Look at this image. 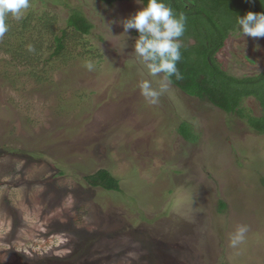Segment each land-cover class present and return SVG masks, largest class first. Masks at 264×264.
<instances>
[{"label": "rangeland", "instance_id": "obj_1", "mask_svg": "<svg viewBox=\"0 0 264 264\" xmlns=\"http://www.w3.org/2000/svg\"><path fill=\"white\" fill-rule=\"evenodd\" d=\"M242 1L239 17L245 8L260 13V0ZM188 5L198 12L184 13L185 30L198 42L187 52L200 57L196 70L210 74L208 30L228 17L237 25L238 16L226 0ZM142 7L140 0H30L21 19L7 18L0 264H246L253 256L264 264V37H242L237 25L216 54L231 74L254 73L225 81L238 91L242 114L171 83L153 105L139 86L150 80L159 90L164 75L149 74L134 51L137 30L123 33L121 23ZM74 9L94 24L91 33H71ZM64 29V48L54 54ZM102 167L121 180V191L88 184ZM241 225L245 240L230 247Z\"/></svg>", "mask_w": 264, "mask_h": 264}, {"label": "clouds", "instance_id": "obj_2", "mask_svg": "<svg viewBox=\"0 0 264 264\" xmlns=\"http://www.w3.org/2000/svg\"><path fill=\"white\" fill-rule=\"evenodd\" d=\"M29 7L30 0H0V37L8 31L6 20L9 15L19 20ZM121 23L123 33L128 34L131 29L138 31L139 36L135 40L134 51L144 62L149 74L153 77L164 74L166 83L159 90L153 88L150 80L142 81L139 86L141 95L149 104L154 105L173 76L177 80L183 78L177 68V62L181 60L180 38L185 32L186 16L183 12L175 14L164 0H147L145 7L125 18ZM237 25L242 37H264V13L249 11L243 17L238 16ZM236 27L228 33V42L231 41L229 35L236 30ZM85 67L88 71L94 70L92 62H87ZM247 231V226H239L230 237V247L235 248L241 244L245 240Z\"/></svg>", "mask_w": 264, "mask_h": 264}, {"label": "trees", "instance_id": "obj_3", "mask_svg": "<svg viewBox=\"0 0 264 264\" xmlns=\"http://www.w3.org/2000/svg\"><path fill=\"white\" fill-rule=\"evenodd\" d=\"M101 1L106 4L111 5L115 3L116 1H128V0H101ZM141 1L144 4V6L147 5V0H141ZM176 1L179 2L180 5H177L176 7L174 6L175 8L174 13L183 12V13L195 14L198 12L197 10L195 11L194 8L191 9L189 5L188 7L186 6V4H188L190 0H164V2L168 6L175 5ZM251 1L252 0H246V1L244 0L242 2H244L245 4H249ZM226 2L231 7L229 15L232 14V15L238 16L239 10L237 11L235 9L236 8L235 4L237 0H226ZM261 4H264V0H260V3L257 4V7H259L260 9V13H261V9H264V7H262ZM182 5L185 7H182ZM243 10L245 11V14L249 12V9L247 8ZM46 18L47 19L49 18L52 21L51 17H47L45 15V18H44V16H42V19L46 20ZM68 19H69L68 25L69 27H73V29H71L73 30L71 33H73L74 35H78V33L89 34L94 28V24L90 22L88 18L83 13L80 12V10L74 9L71 15L68 17ZM43 22L47 23L48 20L47 22L46 21H43ZM231 23H232L231 19L230 17H228L227 23L222 22V26H219V25L216 26L214 24L208 30L209 33H213V34L209 35V33H207V38L210 39V41L203 42L205 43L204 46L206 48V54H205L207 57L206 65L208 64L210 68H214V71L210 72V74L209 73L207 74L206 69L203 71V70H196L194 68V66L196 67L195 63L199 62L198 59H200V57L197 55H192L190 52H187L195 44H192V45L187 44V40H188L187 35H192V32H188L187 30H185L184 35L180 38L181 43H182L181 60L177 62V68L180 70L183 78L180 80H177L175 76H173L171 78L170 83L182 89L186 94L207 100L212 106L217 107L225 112H230V113L238 112L239 114H242L241 109H239L240 99H238V91L235 89L233 85L231 84L226 85L225 81H230V82L235 81L237 83L236 79L241 80L247 76L239 77V76H235L234 74H231L228 71L227 66L221 65L220 62L216 60L217 58L216 54L218 50L219 51L222 50L223 47L226 45L225 38L228 36V32L234 29L236 26V25H233V24H236L235 20L233 21V24ZM220 27L224 28L223 29L224 33L221 31ZM220 32L223 34V37L222 36L219 37L218 38L219 41H217L216 36H218ZM65 34H66V30L64 29L62 36L55 37L57 48L54 51V54L60 53L62 49L64 48L63 37L65 36ZM195 34L193 35L196 36L197 34L196 35ZM193 59H196L195 62L193 61ZM217 59H223V58L219 56ZM219 67H221L222 69H220ZM262 74H264V72H262L260 75ZM220 75H223V82H225L223 83V85L226 87L220 85V82H219ZM260 75L258 74L257 76H260ZM248 95H251V94H248ZM182 122L184 124L186 123L188 127L191 123L188 120H183ZM179 128L181 127L179 126ZM184 132H187L184 134L187 139L193 137L192 134L189 133V130H184ZM85 178L88 184H90L93 187H102L108 191H121V180L117 176H115L111 170H109L106 167L97 169L95 172L87 175ZM1 184L2 182H0V185ZM221 206H224V204ZM247 253L248 252H246L245 254ZM249 257L250 256L244 257V261L249 259ZM256 257L258 256L250 257V260L246 264H255V262L257 263Z\"/></svg>", "mask_w": 264, "mask_h": 264}, {"label": "crops", "instance_id": "obj_4", "mask_svg": "<svg viewBox=\"0 0 264 264\" xmlns=\"http://www.w3.org/2000/svg\"><path fill=\"white\" fill-rule=\"evenodd\" d=\"M141 1V0H140ZM141 3H142V1H141ZM142 5L144 6V4L142 3ZM145 7V6H144ZM233 35V33L232 34H230L229 35V38H232L231 36ZM189 37L190 36H192V35H188ZM226 38H228V37H226ZM196 42H197V40L196 39H194V38H192V37H190L188 40H187V44H196ZM228 42V41H227ZM227 42H226V44H227ZM224 48H225V46H224ZM223 50V49H222ZM254 75V73L253 74H250V75H246V76H253ZM239 76H241V75H239ZM242 77V76H241ZM185 93V92H184ZM186 94V93H185ZM186 95H188V94H186ZM189 96V95H188ZM249 97H251V96H249Z\"/></svg>", "mask_w": 264, "mask_h": 264}, {"label": "flooded vegetation", "instance_id": "obj_5", "mask_svg": "<svg viewBox=\"0 0 264 264\" xmlns=\"http://www.w3.org/2000/svg\"><path fill=\"white\" fill-rule=\"evenodd\" d=\"M247 54V53H246ZM246 54H244V53H239V57L240 58H243L244 59V61L247 63V62H249L250 63V60H252V59H249V57L246 55ZM249 61H248V60ZM240 67L242 68V66L240 65ZM243 69V68H242ZM245 70V69H244ZM246 71V70H245ZM241 76H243V75H241ZM246 76V75H245Z\"/></svg>", "mask_w": 264, "mask_h": 264}]
</instances>
